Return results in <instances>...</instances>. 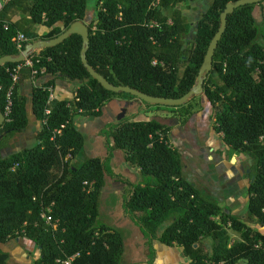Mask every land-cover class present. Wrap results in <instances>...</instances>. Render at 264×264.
I'll use <instances>...</instances> for the list:
<instances>
[{
	"label": "trees",
	"instance_id": "obj_1",
	"mask_svg": "<svg viewBox=\"0 0 264 264\" xmlns=\"http://www.w3.org/2000/svg\"><path fill=\"white\" fill-rule=\"evenodd\" d=\"M188 1L98 0L88 20L87 0H8L2 7L0 57L19 55L14 43L17 31L28 38L25 48L57 37L76 21L87 25L88 44L82 54V37L70 34L55 46L27 53L29 57L38 51L32 66H22L18 81L26 77L34 81L30 108L40 128L33 146L0 158V244L21 237L33 241L41 250L34 264H62L55 260L74 254L71 264H122L121 232L98 219L105 176L125 181L109 167L117 149L142 176L138 183L126 181L122 205L147 238V264L155 255L152 240L178 245L188 264L241 260L264 264V233L183 177L179 152L168 140L169 127L157 120L123 117L108 123L100 130L107 155L74 163L84 144L74 124L76 116H100L115 95L136 98L104 89L88 72L82 55L113 86H128L154 97H182L195 87L207 47L220 27V14L233 0L211 1L196 22L193 43L186 39L191 25L181 11ZM260 4L242 5L227 15L212 57L216 76L207 74L202 92L211 105L220 106L214 131L231 150L245 153L252 162L247 216L264 227V40H257L263 26H257L252 14L253 6ZM10 13L24 15L22 26L10 22ZM37 25L46 32L38 35ZM23 62L0 66L2 113L11 86L7 70ZM57 79L79 83L78 101L50 99L49 89ZM192 98L175 107L183 116L189 114ZM9 118L0 126V139L23 131L27 124L26 99L18 95L17 85ZM49 206L55 228L41 218V211ZM228 230L239 233L231 244ZM7 258L6 252H0V264H6Z\"/></svg>",
	"mask_w": 264,
	"mask_h": 264
},
{
	"label": "rangeland",
	"instance_id": "obj_2",
	"mask_svg": "<svg viewBox=\"0 0 264 264\" xmlns=\"http://www.w3.org/2000/svg\"><path fill=\"white\" fill-rule=\"evenodd\" d=\"M97 2L98 0H87L86 20L93 17V12L97 8ZM260 3V5L253 6L252 14L257 26L260 24L263 26L257 37V40L262 42L264 40V0H261ZM188 7H184L183 10H189ZM259 8L263 11L262 16ZM202 9L203 6L200 7V10ZM197 16L198 14L196 11L195 15L190 17V21L194 22ZM195 27L190 29V33L186 37V39L192 43ZM209 73L212 77L216 76L212 69ZM116 97L131 101L132 105L129 109H125L124 111L121 107L122 111H120L119 105H116L114 102L110 103V111H113L115 114L118 113V119L116 117L114 122L123 117H133L134 119L136 117V119L140 120L154 119L169 127L168 140L170 145L175 147L179 152L183 177L187 181L195 183L197 188L203 191H201L203 195L216 200L220 204L230 196L239 199L247 196V187L252 177V171L250 168L252 162L245 153L230 150V148L223 142L222 135L214 131L220 106L211 105L202 91L200 94L193 95V98L189 101L187 107H189L190 112L186 116H183L182 112L175 107L161 105L146 106L137 98L123 95L112 96L107 103L113 101ZM108 115L105 114L100 119L94 118L89 120L97 122L107 121L106 119L108 118ZM105 125H107V123ZM33 128L34 125L30 124L23 134L15 133L11 136H2L3 138L0 139V158L10 156L15 150L23 146H32L34 144L32 136ZM115 151L114 154L112 153V159L109 163H111V161L112 163L124 161L122 152L117 149H115ZM88 156L92 157V153L86 148L74 159V163L79 164L88 158ZM246 170H249L248 173H246ZM119 181L120 182L113 185L124 187L123 183H125L126 180ZM107 182H109L108 179ZM108 185L110 186V184ZM123 197L124 195L122 196L121 203H123ZM116 199V196L109 195L103 203H108L110 207H115L117 206ZM123 212H125L123 205L118 204V208L114 213H107L106 215L109 216L110 222L120 225L127 221ZM239 213V217H242L249 226L264 233V227L256 224V222L247 216V211L244 210L243 204ZM162 228L163 227H160L158 229L159 232ZM228 235L229 244L239 239V233L236 231L228 230ZM204 242L209 247V239H205ZM125 254L126 256L123 262L147 264V238L143 235L142 243L138 245L126 243ZM238 264H244V261H239Z\"/></svg>",
	"mask_w": 264,
	"mask_h": 264
},
{
	"label": "crops",
	"instance_id": "obj_3",
	"mask_svg": "<svg viewBox=\"0 0 264 264\" xmlns=\"http://www.w3.org/2000/svg\"><path fill=\"white\" fill-rule=\"evenodd\" d=\"M7 1L8 0H0V10L7 3ZM211 1L212 0H191L187 2L186 5L181 7V11L183 15L187 18L188 22L191 25L190 29L195 27V23L197 22V19L200 17L202 13L206 11ZM202 6H203V9L200 10V7ZM184 7H188L189 10L184 11L183 10ZM196 11H197L198 16L196 20L192 22L190 21V17H193ZM7 16L10 22L14 23L16 21H19V26H22L21 25L22 23L20 22V20H22V17L24 18L23 14L10 13ZM35 31L39 35V34L46 32V28L42 25H37L35 26ZM33 84H34V81L32 78L30 77L22 78L17 84V92L19 96H22L26 99V106H27L26 128L30 124L34 125L32 136H33L34 144H35L36 134L40 128V122L34 117L33 113L31 112V108H30V93H31V88ZM78 85H79L78 82L69 83L65 80L57 79L54 82L53 88L50 90V96L52 99H70L73 96V93L77 89ZM112 102H114L116 105H119L120 111H122V108H123V111L125 109H129L130 106L132 105L131 101H126V100L116 97L113 99V101H110L108 103L106 102L104 104V106L102 107L100 116L85 117V116L79 115V116H76V118L74 119L75 127L83 135V138H84V144H83L81 153L84 151V149L88 148L89 151L92 153V157L104 158L107 155L105 144H104V138L100 134V130L106 126L105 125L106 123L108 124V123L114 122V120L116 119L118 115V113L115 114L113 111H110L111 108L109 104ZM107 112L109 113V115ZM105 114L108 115V118L106 119L107 121L97 122V121L89 120V119H94V118L100 119ZM137 120H140V119H137ZM26 128L23 129V131L19 132L18 134H23ZM2 138L3 137H1V139ZM23 147L26 148V146H23ZM23 147L18 148L17 150H15V152L23 149ZM115 152L116 151L114 150L112 153L114 154ZM109 167L113 171L114 174L121 176L128 183H138L142 180V176L139 170L129 167L125 163V161H119L118 163H114V162L112 163L111 161V163H109ZM107 179L109 180V182H107ZM118 182H120L118 179H114L111 176L108 177V175L105 176L104 187L100 194L98 219L100 222H103L109 226L115 227L121 232L123 236V241H124V253H123L122 264H133V262L132 263L123 262L126 256L125 254L126 243H131L132 245H138L142 243L143 233L140 231L139 227L131 219H129V217L127 216L125 212H123V214L126 216L127 221L120 225L114 222H110L109 216L106 215L107 213L109 214L112 212L114 213L116 209L118 208V204L119 205L123 204L121 203V200H122V196L125 195L126 193L128 184L127 182L123 183L124 187H118L116 185L115 186L113 185V184H117ZM108 184H110V186ZM191 184L197 188L195 183H191ZM109 195H114L117 197L116 199L117 206L110 207L108 203H103V201ZM221 204L225 205L233 215L239 216L240 214L239 212L241 210L242 204L244 205V210L247 211L248 197L246 196L245 198L239 199L234 196H230V197H227L224 202H221ZM151 245L155 251L152 264H188L189 262V259L186 256H184L182 249L176 244L167 246V245L160 243L158 240H152ZM0 252H6L8 255L6 264H34V262L41 255L40 247L37 244H35L33 241L27 238H24V237L15 238V239L11 238L9 241L0 244Z\"/></svg>",
	"mask_w": 264,
	"mask_h": 264
},
{
	"label": "water",
	"instance_id": "obj_4",
	"mask_svg": "<svg viewBox=\"0 0 264 264\" xmlns=\"http://www.w3.org/2000/svg\"><path fill=\"white\" fill-rule=\"evenodd\" d=\"M261 0H233L228 2L223 11L220 14V27L215 33L214 37L211 39L202 65L199 69L198 76H197V83L195 87L188 91L185 95H183L180 98H164V97H154L150 95H146L144 93H141L137 90H134L128 86H113L111 85L108 81L105 80L101 75H99L97 72H95L86 62V59L84 55H82L81 59L82 62L85 64L86 68L88 69V72L90 75L97 80V82L106 90L112 91V92H124L128 93L130 95H133L137 99L151 104V105H161V106H169V107H177L182 105L187 101V99L193 95L200 94L202 91V84L204 79L207 77V74L211 71L212 69V57L214 50L217 46V43L219 39L222 36V33L224 32L225 29V23H226V17L228 14H231L234 9H236L239 6L246 5V4H254L257 2H260ZM70 34H78L82 37V42L84 45V48H82L81 53H84L85 46L88 44V29L87 25L80 21H76L72 23L62 34L58 35L55 38H52L50 40H41V41H36L33 43H28L23 51L17 56V57H11V56H3L0 57V66L6 62H11V63H18L24 61L25 57L27 56V53L29 51L39 49V48H46V47H52L55 46L59 43H61L64 39H66ZM4 121V115L0 111V126L2 125ZM249 170H246V173H248ZM253 180V177H251V181Z\"/></svg>",
	"mask_w": 264,
	"mask_h": 264
},
{
	"label": "built area",
	"instance_id": "obj_5",
	"mask_svg": "<svg viewBox=\"0 0 264 264\" xmlns=\"http://www.w3.org/2000/svg\"><path fill=\"white\" fill-rule=\"evenodd\" d=\"M6 27V25L4 26ZM28 41V38L20 31L16 32L15 35V39H14V43H15V48L16 50L19 52V54L23 51L24 45L25 43ZM38 54V51L35 52L34 55H31L29 57H25L23 64H18L14 67H12L11 69H8L7 72L9 73V77L11 80V86L8 89V92L6 94V104L4 106V120H10L9 116L11 114V106H12V90L14 88V86H16L18 84V80H19V73L20 70L22 68V66H32V57L36 56ZM35 71H32V74H34ZM51 89H49L50 91ZM73 100L78 101V98L76 96V90L73 93V96L71 97ZM50 99L51 96H50ZM49 113L48 109L44 110V115L46 116ZM46 122V118L43 119V123ZM60 130L55 131V133H59ZM50 206L43 208V210L41 211V218L44 220L45 224L48 226H52V228L56 227V222L52 221V218L50 216ZM77 256V254L71 255L69 257H65L63 259H56L55 262L58 263H62V264H71L73 259Z\"/></svg>",
	"mask_w": 264,
	"mask_h": 264
}]
</instances>
